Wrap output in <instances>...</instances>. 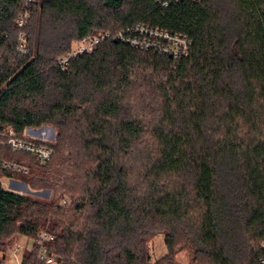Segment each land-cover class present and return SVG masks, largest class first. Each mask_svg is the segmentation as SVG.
I'll return each mask as SVG.
<instances>
[{"label":"trees","instance_id":"trees-1","mask_svg":"<svg viewBox=\"0 0 264 264\" xmlns=\"http://www.w3.org/2000/svg\"><path fill=\"white\" fill-rule=\"evenodd\" d=\"M138 23L186 36L187 54L110 37L59 63L81 38ZM43 124L56 130L47 163L2 142ZM3 177L52 197L0 184V249L43 228L65 264H175L181 249L191 264H260L264 0H0Z\"/></svg>","mask_w":264,"mask_h":264},{"label":"built area","instance_id":"built-area-1","mask_svg":"<svg viewBox=\"0 0 264 264\" xmlns=\"http://www.w3.org/2000/svg\"><path fill=\"white\" fill-rule=\"evenodd\" d=\"M27 16L25 12L17 18L19 26L25 23ZM110 37L121 40L134 48L153 49L159 53L171 54L174 57L186 55L190 45V40L182 34H173L138 23L129 27L126 32L119 31L114 34L109 31L99 32L81 38L59 57V63L62 66L66 65L70 59L93 51L102 40ZM2 135L5 137L2 142H5L11 150L28 154L42 164L47 163L52 157L53 149L50 145L52 142L43 129L37 130L35 134H24L23 132L22 136H16L9 128ZM3 167L16 173L28 172L26 165L16 162L5 161ZM6 178L8 177L0 178V184L2 179ZM19 182L13 178L9 179V184L12 183V185ZM7 190L11 189L8 188ZM54 241L55 235L43 228L37 229L33 234L18 233L0 249V264H65L63 258L53 249ZM260 246L264 249V240ZM259 263L264 264V257L259 259Z\"/></svg>","mask_w":264,"mask_h":264},{"label":"rangeland","instance_id":"rangeland-1","mask_svg":"<svg viewBox=\"0 0 264 264\" xmlns=\"http://www.w3.org/2000/svg\"><path fill=\"white\" fill-rule=\"evenodd\" d=\"M23 14H19L21 16ZM18 24V23H17ZM19 26V24H18ZM40 127L43 128L44 131L47 132L48 139L51 142H55L56 138V130L54 127L48 124H43ZM47 174L50 175L49 169H47ZM9 177L6 179H2L1 186L4 189H11L10 191L16 193V194H23L27 195L29 197H34L40 200L48 201L52 197V190L49 187H32L27 181L22 179L13 178L15 180L20 181L19 183L12 185V183L9 184ZM7 186H9L7 188ZM15 188V189H14ZM63 199H65V202H61L62 205L68 204L71 200L68 198V196H64ZM164 236L162 234H158L154 237L152 242L150 243V253H151V261H155L158 258L162 257L165 254L166 247L164 245ZM31 243V241H30ZM174 263L175 264H191V254L188 249H181L174 255Z\"/></svg>","mask_w":264,"mask_h":264},{"label":"crops","instance_id":"crops-1","mask_svg":"<svg viewBox=\"0 0 264 264\" xmlns=\"http://www.w3.org/2000/svg\"><path fill=\"white\" fill-rule=\"evenodd\" d=\"M39 129H43L42 127H39V128H25L24 130V134H35L37 130ZM15 185V183L13 184Z\"/></svg>","mask_w":264,"mask_h":264}]
</instances>
